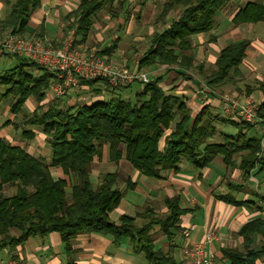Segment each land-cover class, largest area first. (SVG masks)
Here are the masks:
<instances>
[{
	"label": "trees",
	"instance_id": "obj_1",
	"mask_svg": "<svg viewBox=\"0 0 264 264\" xmlns=\"http://www.w3.org/2000/svg\"><path fill=\"white\" fill-rule=\"evenodd\" d=\"M127 1L80 0L76 9L64 18L66 28L77 24V33L85 41L94 17L103 6H110V10L116 13L113 4L122 6ZM230 1L166 0L159 14L162 21L175 6L182 5L183 9L178 18L172 19L163 31L154 35L150 47L139 58L138 69L156 63L196 69L204 73V80L212 88L239 76L247 42L224 47L215 61V68L204 72L203 64L195 60L187 41L190 35L211 30L217 12ZM41 3L42 0L9 1L11 9L0 23V35L7 31L24 35L31 13ZM234 21H264V2H247L237 12ZM20 60L19 65L0 71V86L6 88L0 93V100L13 94L16 99L11 110L15 113L30 96L38 102L44 100L54 79V74L46 67L29 58L20 57ZM32 69L40 72L35 73ZM160 81L161 78L156 77L148 83H140L134 101L112 95L109 99L78 106H62V100H56L59 98L48 106L40 105L23 121L42 128L52 150L49 162L0 137V249L23 244L30 237L57 232L66 251L71 253L75 237L99 233L111 235L115 243L123 238L129 239L153 264H181L171 250L157 248L153 238L156 226L171 242L175 235L173 229L181 228V216L189 209L181 207L179 197L164 199L168 210L163 216H158L153 207L147 206L136 216L121 213L113 220L110 213L119 207L124 197V192L115 187L119 174L117 171H101L94 186L91 178L94 164L103 161L106 151L108 160L116 165L125 158L144 175L158 178L162 171L180 169L179 164L183 162L204 168L221 155L227 165L239 164L242 176L248 177L257 164L264 167V157H261L260 140L247 135L255 124L221 117L212 111L210 104L193 116L184 103L176 107L178 99L175 100ZM97 82H102L108 91L117 89L102 77L79 79V83L89 86ZM260 87L264 94V77ZM259 115L264 117V100ZM219 121L236 125L238 134H224L222 142L216 140ZM27 133L24 131L25 135ZM235 154H242L240 161H235ZM56 167L62 169L63 177L54 176L52 170ZM125 182L126 190L133 187L132 178L127 177ZM5 186H14V193L6 195ZM232 203L239 204L234 199ZM139 217L143 219L141 224L137 223ZM254 232L264 239L263 219L251 220L240 229L244 236V251L225 250V256L232 264H256L264 256V244L260 250L251 248Z\"/></svg>",
	"mask_w": 264,
	"mask_h": 264
},
{
	"label": "crops",
	"instance_id": "obj_2",
	"mask_svg": "<svg viewBox=\"0 0 264 264\" xmlns=\"http://www.w3.org/2000/svg\"><path fill=\"white\" fill-rule=\"evenodd\" d=\"M9 1L12 2L14 0H0V23L11 9ZM130 1L128 0L122 6L116 3L113 4L116 13H113L114 11H111L108 5L109 11L104 10L102 12L103 17L97 13L88 38L82 41L77 33L78 25L75 24L67 29V24L64 20L71 10L76 9L80 0H42L41 6L31 13L24 35L28 38L41 39L46 44L59 45L67 31L75 29L76 47L83 50H96L104 58L108 57L118 63L122 62V64L132 69H138L139 58L144 55L151 44L145 41L147 48L145 47L142 54L139 53V50L137 52L133 51L134 53L130 55L125 54L128 46L132 45L129 36L134 31V29L130 28L129 30L127 27L131 17V10L133 9V5H129ZM260 1L264 2V0ZM139 7L135 6V9H139ZM243 7L235 10H219L211 30L193 34L187 38L192 48L191 53L198 63L203 64L204 72L215 68V61L224 47L241 41L247 42L245 56L239 65V76L233 77L231 81L212 88L204 80V73L196 69L186 70L178 66L159 63L143 69V71L150 73L151 79L161 78L160 83L163 88L171 93L175 100L178 99L175 103L176 107L180 103H184L194 116L198 114L202 107L210 104L215 114L224 117L220 113L221 105L217 95L221 91L232 92L231 94L233 95L244 91L240 94L241 96H238L240 100L250 98L261 105L264 100V94L260 87V82L264 77V21L253 23L234 21L237 12ZM123 12L127 14L126 17L122 14ZM97 17H101L103 20V23L100 22V26H98L99 19ZM111 17H116L115 19L119 20L116 23V35L113 37L109 35L110 32L115 33ZM101 24L106 26L99 30ZM150 29L151 27L146 32V36H149V38L152 35ZM93 31L97 33L94 42L91 41L95 37L93 36ZM137 37L132 34L135 42L139 41ZM2 55H7L6 59L8 60L0 57V61H4L9 67L0 69L1 72H5L21 63L20 57L11 56L0 51V56ZM32 70L35 73L40 72L36 69ZM102 84V82H97L95 85L89 86L78 83L61 97H57L48 88L44 100L38 102L34 97L30 96L23 103L20 111L16 113L11 110L16 97L13 94H9L13 98L8 101L6 100L8 95H5L0 100V137L10 144L15 142L20 135L30 138L31 143L28 144L29 147L26 150L36 157H43L50 161L52 150L46 141L45 134L41 131L42 128L39 126L41 130H36V134L24 128L31 124H24L23 120L31 116L40 105L48 106L56 98H59L56 100H62V106L69 107L78 106L83 101H85L84 103H89L93 100L109 99L112 95L121 96L123 95V90L126 93L135 84H137V88H133L131 94H136L140 90L139 82H135L129 87L126 86V90L125 88H117L111 91L103 88ZM5 91L6 88L0 86V93ZM24 108L29 113L21 117L20 113ZM5 115L9 117L7 118ZM251 123L255 125L248 131L247 135L248 137L254 136L260 140L262 146L261 157H264L263 124L259 122ZM223 124L224 122L222 121L217 123L216 135H220L221 139L217 138L216 140L221 142L224 134L230 136L238 134V132H225L222 130ZM26 130L28 132L27 135L24 134ZM163 145L164 140L161 141V146ZM107 156L108 152L105 151L103 163L111 162ZM241 157L242 154H235V161H240ZM124 162L128 161L122 158L118 165L120 166ZM103 163L101 170L104 167ZM179 168L177 170L162 171L161 175L155 178L144 175L130 165L128 177L134 181L133 187L128 189V193L126 196L124 195L119 207L110 213L111 218L116 220L121 213L136 216L147 206L153 207L158 216H163L168 210L164 199L177 196L180 199L181 207L189 209L188 212L182 214L180 225H188L190 222L197 225L191 234L190 242L194 243L202 239L207 230H212L216 236L211 244L216 257V264H232L231 259L225 256V250H245L244 236L240 234V229L251 220L258 218L264 220L263 165L257 164L250 171L249 176L245 177L242 176L239 164L227 165L224 157L217 155L204 168L195 167L187 162L179 164ZM52 172L55 177L64 176L62 169L59 167L53 169ZM100 172L98 169L93 170L95 182L98 181ZM233 199L239 204L232 203ZM142 221V218H137L138 224H141ZM179 230L173 229L175 235L171 242L167 239V235L163 230L156 226L153 237L156 247L171 250L173 256L181 264H191L185 255L184 240L180 237ZM263 244V237L254 232L251 248L260 250ZM9 259L17 260L18 264H70L71 262L73 264H153L145 257L144 252L140 251L138 246L129 239L123 238L119 243H115L111 235H101L99 233H87L75 237L72 241L71 253L66 251L64 242L57 232H49L44 236L30 237L23 244L13 248L6 246L0 249V264H7ZM256 264H264V256L259 258Z\"/></svg>",
	"mask_w": 264,
	"mask_h": 264
},
{
	"label": "built area",
	"instance_id": "obj_3",
	"mask_svg": "<svg viewBox=\"0 0 264 264\" xmlns=\"http://www.w3.org/2000/svg\"><path fill=\"white\" fill-rule=\"evenodd\" d=\"M75 29L67 31L59 45L46 44L38 38H28L12 31L0 35V51L17 57H25L46 67L54 74L49 89L61 97L79 79L85 80L102 77L114 88L126 87L134 82L142 84L151 80L150 73L132 69L125 64L105 59L96 50H83L75 45ZM221 111L224 117L235 121L259 122L263 124L264 117L259 115L260 105L253 99L240 100L231 93L218 92ZM196 223L190 222L181 226L180 237L185 247V255L191 264H216L215 253L211 248L216 238L212 230H207L202 239L191 243V234L196 229ZM7 264H18L15 259H9Z\"/></svg>",
	"mask_w": 264,
	"mask_h": 264
},
{
	"label": "rangeland",
	"instance_id": "obj_4",
	"mask_svg": "<svg viewBox=\"0 0 264 264\" xmlns=\"http://www.w3.org/2000/svg\"><path fill=\"white\" fill-rule=\"evenodd\" d=\"M165 1L166 0H131L130 1V4L128 3L129 5H133V9L131 10V17H130V20L128 21V26L127 27L129 28V30H130V28L134 29V31H133L132 34H134V36H138L137 38H138L139 41L138 42H135L134 39L132 38V34H130V36H129L131 38L130 39V43L132 45L131 46L130 45L128 46L125 54L130 55V54L134 53L133 51L137 52L138 50H139V53L142 54L144 52L145 47L147 48L146 42L149 43V44H151V40H152L153 36L157 32L163 31V29L168 26V24L170 23V21L172 19L178 18L181 10L183 9V6L182 5L175 6L172 10H170L165 15V18L163 19L164 21H162V19L159 16V14H160L161 10H163L162 9L163 8V3ZM248 1H250V0H231L230 2H228L227 4H225L220 10H224V9L235 10V9L240 8V7H243ZM253 1H260V0H253ZM135 6H140V7H139V9H135ZM104 10L108 12L109 11L108 10V6L103 7L102 10H99L98 14H100V16H102V17H103V13L102 12ZM122 14L125 17L127 16V14L125 12H123ZM97 18L99 19L98 26H100V22L103 23V20H102L101 17H97ZM115 18L116 17H111V19H112L111 21L113 22L112 24L114 26V32H115V29L117 27L116 23L119 22V20L118 19H115ZM159 19H160V21H159ZM105 26L106 25L102 26V24H101V27H100L99 30H101V28H104ZM150 27H151V29H150L151 31L150 32L152 33L153 36L151 35V37L149 38V36H146V32H147L148 28H150ZM142 32H143V34H142ZM154 32H155V34H153ZM96 34L97 33L95 31H93V36H95V37L93 39H91V41L94 42V40L96 39ZM109 35H111L113 37L114 35H116V32L115 33L110 32ZM92 49H94V48H92ZM0 57H3V58L6 59L7 58V55H2ZM105 59L113 60V59H110L108 57L105 58ZM6 60H8V59H6ZM8 67H9V65L6 64V63H4V61H0V69H6ZM102 86H103V88H105V85L104 84H102ZM129 86H127V87H129ZM136 86H137V84H135L132 87V89L128 90V92H126V93L123 90L122 91L123 95H121V96L123 98H125V99H131V100L134 101L135 98H136V94L135 93L134 94H131V91H133V88H137ZM122 88H125V86L124 87H121V89ZM126 88H125V90H126ZM107 91H108V89H107ZM242 92H244V91H241L240 94H242ZM240 94H235L234 93V96L236 95V98H238V96ZM12 98H13L12 95H8V97H6V100L10 101ZM238 99H240V98H238ZM84 102L85 101H83L82 103H84ZM46 108L47 107H44V109H46ZM27 113H29L28 110L26 108H24L22 110V112L20 113V116L23 117V115H25ZM220 113L223 115L221 109H220ZM5 116L7 118L9 117L8 115H5ZM4 119H6V118H4ZM222 127H223L222 130H224L227 133H237L238 132L237 127L234 124H232V123H224L222 125ZM24 128L27 129V130H31V131L35 132L36 134H37V131L36 130H38V131L41 130L40 127L39 126H36V125H27ZM36 134H35V138H36ZM217 138L218 139H221L220 135H218V136L215 137V139H217ZM11 143H12V145H20V146L24 147L25 149H28V147H29L28 144L31 143V139L20 135V137L18 139H16L15 142H11ZM49 159H50V157H49ZM46 161H49V160L47 159ZM102 163H103L102 161L96 162L94 164V169H98L99 171H104V172L105 171H117L118 174H119V180H118V182H117V184H116L115 187L117 189H121L124 192V195L126 196L127 193H128V190H126V187H125L126 182L125 181H126V178L128 177L129 168H130V165L128 164V162H124L120 166L119 165H116V164H114L112 162L103 163L104 164V167L101 170ZM94 176L95 175L92 173L91 178H92V181L94 183V186H96L98 181L95 182ZM14 191H15V187L14 186H5L4 193L6 195L13 194Z\"/></svg>",
	"mask_w": 264,
	"mask_h": 264
}]
</instances>
